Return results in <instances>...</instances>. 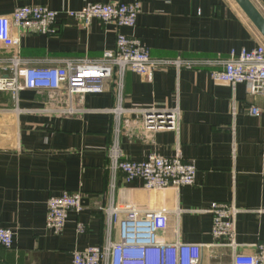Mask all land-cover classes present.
I'll use <instances>...</instances> for the list:
<instances>
[{
    "label": "crops",
    "instance_id": "0c3cea01",
    "mask_svg": "<svg viewBox=\"0 0 264 264\" xmlns=\"http://www.w3.org/2000/svg\"><path fill=\"white\" fill-rule=\"evenodd\" d=\"M251 1L264 16V0ZM118 2L141 5L135 27L93 20L85 28L66 15ZM27 5L60 13L56 35L22 38L21 56L32 61L98 59L117 50L120 36L136 39L154 60L228 59L263 40L234 0H0V17ZM0 56H11L2 43ZM121 93L126 109L178 108V129L147 133L140 115L127 121L110 114L119 103L115 79L102 93L77 97L69 116L41 112L48 103L67 109L63 93L23 91L15 103L10 93L0 92V228L14 233L12 249L0 247V264H72L74 251L118 241L119 225H110L105 210L126 200L142 210H170L169 238L204 245L201 264H233L229 249L210 247L216 240L206 211L214 203L241 210L236 240L244 253H254L264 241V96L249 95L244 85L234 90L218 83L206 69L175 67L155 69L151 81L129 70ZM251 107L261 115H251ZM115 141L129 161L180 151L197 167L195 185L148 192L140 180L126 184L109 169ZM76 191L83 193V210L70 213L64 232L56 235L46 228L48 200ZM78 223L85 233L77 232Z\"/></svg>",
    "mask_w": 264,
    "mask_h": 264
},
{
    "label": "built area",
    "instance_id": "2783aa9c",
    "mask_svg": "<svg viewBox=\"0 0 264 264\" xmlns=\"http://www.w3.org/2000/svg\"><path fill=\"white\" fill-rule=\"evenodd\" d=\"M141 14V5L91 4L80 11H67L66 15L88 28L93 20L115 24L119 28H133ZM60 13L43 5L17 7L9 16L0 17V43L10 49V57L0 56V92L10 93L15 103L23 91L63 93L67 98L65 110L48 107L41 112L46 115L69 116L75 113L73 102L77 97L102 93L109 81H117L118 107L108 111L118 119L130 121L132 115L141 116V126L147 133L177 130L181 114L179 109H126L121 105L122 82L127 71L151 81L153 72L159 68L175 67L181 70L206 69L218 83L234 90L244 85L251 96H264V39L257 48L243 50L239 55L231 53L228 59L212 60H154L148 50L133 38L120 36L117 50L105 52L98 59H66L59 61L29 60L21 56V42L26 35L54 36L59 32ZM53 100L54 95L50 96ZM236 115V107L233 109ZM261 110L250 108V114L260 116ZM110 171L113 176L121 173L126 184L142 182L148 192H161L169 188L180 189L194 186L197 167L184 161L181 152L173 157L151 154L142 161L124 158L117 141L110 154ZM123 206L106 209L110 225H119V240L109 241L101 247L73 252L72 264H201L204 245L172 241L170 210L148 208L142 210L126 200ZM83 210V193L66 192L48 200L46 228L61 235L68 223L69 214ZM178 211V210H177ZM176 211V213H178ZM180 211V210H179ZM212 216V236L216 243L210 247L226 248L232 252L233 264H264V241L254 246V253L242 251L237 243L236 217L241 212L235 205L214 203L208 211ZM180 214V213H178ZM85 225L77 224V232L85 233ZM14 233L0 228V247H13Z\"/></svg>",
    "mask_w": 264,
    "mask_h": 264
},
{
    "label": "water",
    "instance_id": "95a60500",
    "mask_svg": "<svg viewBox=\"0 0 264 264\" xmlns=\"http://www.w3.org/2000/svg\"><path fill=\"white\" fill-rule=\"evenodd\" d=\"M264 39V16L251 0H234Z\"/></svg>",
    "mask_w": 264,
    "mask_h": 264
}]
</instances>
